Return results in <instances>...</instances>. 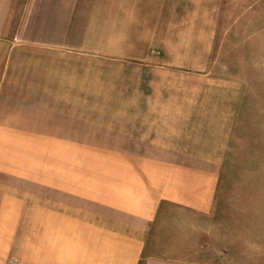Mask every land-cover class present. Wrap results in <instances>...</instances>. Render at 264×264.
<instances>
[{
  "label": "rangeland",
  "instance_id": "obj_1",
  "mask_svg": "<svg viewBox=\"0 0 264 264\" xmlns=\"http://www.w3.org/2000/svg\"><path fill=\"white\" fill-rule=\"evenodd\" d=\"M13 38L31 58L43 44L63 53V103L57 121L24 128L42 158L14 178L23 191L0 193V251L12 242L5 221L19 217L5 205L29 203L25 252L72 264L85 221L127 218L141 187L155 196L156 165L136 158L158 149L126 112H167L186 96V152L211 159L186 165L210 176L201 196L212 207L193 211L186 253L264 264V0H0V42Z\"/></svg>",
  "mask_w": 264,
  "mask_h": 264
},
{
  "label": "crops",
  "instance_id": "obj_2",
  "mask_svg": "<svg viewBox=\"0 0 264 264\" xmlns=\"http://www.w3.org/2000/svg\"><path fill=\"white\" fill-rule=\"evenodd\" d=\"M37 49L38 57L31 58L28 43H17L16 38L0 42V193L23 191L11 187L14 178H23L30 160L42 158L39 142L36 141V152H32L31 142L23 136L24 128L60 118L63 53L45 44ZM69 64L73 65L71 61ZM71 89L70 83L69 95L73 94ZM181 98L182 102L167 107V112H161L163 107L160 110V106L147 105L136 107L135 112H126L135 115L127 117L130 121L134 119L140 122L141 129H146L143 144L158 149L155 153L141 154L136 158V161L151 160L155 163L153 182L149 186L151 192L153 188L158 191L152 197L144 194L143 187L139 194L136 191L134 207L124 210L129 215L127 218L118 216L116 212L115 216L110 214L104 219L85 221L83 224L88 230L86 243L81 249L78 243L75 244L72 264L207 263L195 257L193 252L186 253L185 232L191 231L188 227L196 225L194 219L197 217H192L193 211L212 209L209 206L211 203L201 196L209 192L207 179L210 180V176L205 171L204 174L194 172L186 162L211 159L204 157L206 152H186V96ZM163 114H167L166 119L171 123L167 122L168 125L160 128V116ZM148 124L155 126L146 127ZM154 130L162 132H156L154 136L151 133ZM160 136L164 138L162 141L157 138ZM161 163L165 164L162 166ZM28 206L26 201L18 205H5L6 213L18 211L19 217L5 221L12 242L0 251V264H44L25 252L26 241L32 238L34 227L25 218L24 212ZM194 214L198 215L197 212ZM35 226L38 230L42 228L41 225ZM96 238L103 242H96ZM62 262L59 260L55 264Z\"/></svg>",
  "mask_w": 264,
  "mask_h": 264
}]
</instances>
